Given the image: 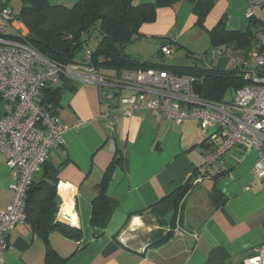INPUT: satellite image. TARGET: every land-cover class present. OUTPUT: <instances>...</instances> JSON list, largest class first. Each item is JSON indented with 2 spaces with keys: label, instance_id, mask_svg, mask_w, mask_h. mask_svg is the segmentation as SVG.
Here are the masks:
<instances>
[{
  "label": "crops",
  "instance_id": "0c3cea01",
  "mask_svg": "<svg viewBox=\"0 0 264 264\" xmlns=\"http://www.w3.org/2000/svg\"><path fill=\"white\" fill-rule=\"evenodd\" d=\"M79 1L51 0V4L72 7ZM197 1L182 0L158 9L156 20L141 28L137 41H154L157 53L171 43L176 54L181 49L187 57L208 53L207 34L220 21L228 31H246L250 26L247 0H214L202 29L194 11ZM23 4L24 0H0V12L9 7L18 16ZM257 18L264 21V7L257 9ZM22 29L28 33L25 26ZM254 34L258 43L263 33ZM157 53L150 59L131 56L153 60ZM73 87L57 112L64 142L51 151L48 163L59 168L62 220H58L80 229L82 238L73 240L57 231L40 237L24 224L9 233L4 264H244L264 246V181H257L254 174L256 151L232 150L209 169L210 179L189 187L178 203L208 151L198 123L178 125L145 108L127 118L116 110L130 92L83 82H73ZM115 114L120 119L110 127L108 118ZM118 150L123 162L107 190L114 210L105 229L94 227L92 201ZM41 175L42 171L34 181ZM13 180L0 153V212L12 202ZM178 221L187 233L183 238L170 232Z\"/></svg>",
  "mask_w": 264,
  "mask_h": 264
},
{
  "label": "built area",
  "instance_id": "2783aa9c",
  "mask_svg": "<svg viewBox=\"0 0 264 264\" xmlns=\"http://www.w3.org/2000/svg\"><path fill=\"white\" fill-rule=\"evenodd\" d=\"M247 2L246 17L257 18V9L264 7V0ZM23 26L11 8L0 12V102L6 104L0 112V153L14 177L9 186L12 202L0 212V264H4L3 256L9 248V233L26 224V192L51 151L64 142V128L58 117L40 105L42 91L61 78L130 92L129 97L120 99L123 107L116 110L127 118L133 111L145 108L178 125L196 121L206 137L208 151L204 163L193 174L192 187L210 179L209 169L234 149L257 152L254 174L257 181H264V52L259 47L254 54L233 59L234 67L242 71L247 83L231 100L216 103L200 97L196 90L200 83L189 75L148 69L106 76L94 66L59 65L31 46ZM175 52L172 44L160 48L166 59ZM89 57L90 51L86 60ZM119 119V114L108 118L109 126ZM170 232L177 238L187 234L180 221ZM244 264H264V246Z\"/></svg>",
  "mask_w": 264,
  "mask_h": 264
},
{
  "label": "trees",
  "instance_id": "16d2710c",
  "mask_svg": "<svg viewBox=\"0 0 264 264\" xmlns=\"http://www.w3.org/2000/svg\"><path fill=\"white\" fill-rule=\"evenodd\" d=\"M179 1L182 0H158L154 4L138 5L135 0H81L72 7H65L52 5L51 0H24L17 19L27 28V40L31 46L59 65L94 66L106 76H119L127 70L148 69L189 75L200 83L199 95L202 99L226 102L229 94L234 95L247 83L242 71L236 67L221 69L197 64H169L160 50L153 60H140L127 53V47L141 39V28L156 20L158 9L170 7ZM194 5L197 25L204 29L205 19L214 0H198ZM254 32L263 33V39L258 40V43ZM209 38L211 49L219 50L222 54L233 51L247 57L256 43L260 45V51L264 52V21L250 19L246 31H228L225 22L220 21L209 31ZM92 40H95V46L90 50L89 59L86 60V53L81 61H77L79 52ZM60 82L49 84L40 97V105L56 116L66 91L75 89L73 81L69 79L61 78ZM122 162L123 157L118 150L92 201L91 225L94 227L105 229L110 221L114 205L107 190L112 174ZM58 172L59 168L47 161L42 168L41 179L33 181L29 187L25 197L26 224L40 237L57 231L67 238L80 241V229L58 220L61 205ZM189 187H192L190 182L180 193L178 203Z\"/></svg>",
  "mask_w": 264,
  "mask_h": 264
},
{
  "label": "rangeland",
  "instance_id": "374dc122",
  "mask_svg": "<svg viewBox=\"0 0 264 264\" xmlns=\"http://www.w3.org/2000/svg\"><path fill=\"white\" fill-rule=\"evenodd\" d=\"M18 8H16L17 10ZM14 13V12H13ZM208 36V40L209 35ZM154 41H134L133 43H131L128 47H127V51L130 55H133L135 57H143L146 59H150L153 56H155V54L157 53V45H154ZM95 46V40H92L89 44H87L78 54V56L76 57L77 61H81L83 59V57L85 56V54L90 51L92 48H94ZM159 47V46H158ZM213 49H211V45H210V49L208 48V53L206 52H201L198 54H190L189 56L186 57V53L181 51V49H179L178 53L174 54L172 57L167 58L166 62L171 64V63H184L187 65H193V64H197V65H204L202 61H204L206 64L208 65H213L214 67H230L231 66H235L234 60L240 56L239 52H232L231 55H229L228 53L230 52H224V55H218L217 50L214 51ZM256 52V48L252 47L249 50L250 54H254ZM216 53V55H214ZM227 53V54H226ZM66 97V93L64 94L63 99ZM233 98V94H229L226 97V101H229ZM5 103L0 102V112L4 110L5 108ZM201 133L203 134V131L201 130V128L199 127ZM58 218L61 219V216L58 215ZM62 220V219H61Z\"/></svg>",
  "mask_w": 264,
  "mask_h": 264
},
{
  "label": "water",
  "instance_id": "95a60500",
  "mask_svg": "<svg viewBox=\"0 0 264 264\" xmlns=\"http://www.w3.org/2000/svg\"><path fill=\"white\" fill-rule=\"evenodd\" d=\"M196 90H197L198 92H200V90H201V85H200V84H197V85H196Z\"/></svg>",
  "mask_w": 264,
  "mask_h": 264
},
{
  "label": "bare ground",
  "instance_id": "6f19581e",
  "mask_svg": "<svg viewBox=\"0 0 264 264\" xmlns=\"http://www.w3.org/2000/svg\"><path fill=\"white\" fill-rule=\"evenodd\" d=\"M64 213H65V214H69V211H68V210H66V211H64ZM63 220H64V219H63Z\"/></svg>",
  "mask_w": 264,
  "mask_h": 264
}]
</instances>
